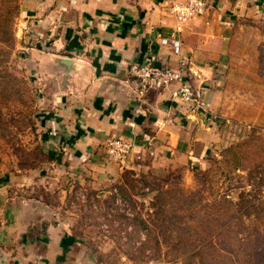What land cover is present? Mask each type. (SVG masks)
Segmentation results:
<instances>
[{
  "label": "crops",
  "instance_id": "crops-1",
  "mask_svg": "<svg viewBox=\"0 0 264 264\" xmlns=\"http://www.w3.org/2000/svg\"><path fill=\"white\" fill-rule=\"evenodd\" d=\"M173 1L22 0L20 31L27 39L19 45L29 67L42 75L39 125L53 167L79 166L91 188L106 186L123 169L106 155L105 141L115 135L147 145L132 162L134 171L201 166L205 131H218L216 125L230 121L233 105L224 97L232 81H250L251 92L264 95V79L257 89L254 71L237 75L232 68L244 42L255 49L262 40L257 23L264 0H210L207 11L182 31L191 71L207 85L209 113H188L170 90L132 96L126 81L132 63L152 57L161 66L178 65L172 48L159 42L175 26L169 12ZM244 31L250 38L243 42L238 38ZM257 61L256 54L252 64ZM19 178L21 186L29 181L27 173ZM5 187L0 186V264H105L73 218L53 210L60 202L38 194L39 199L9 197Z\"/></svg>",
  "mask_w": 264,
  "mask_h": 264
},
{
  "label": "rangeland",
  "instance_id": "rangeland-1",
  "mask_svg": "<svg viewBox=\"0 0 264 264\" xmlns=\"http://www.w3.org/2000/svg\"><path fill=\"white\" fill-rule=\"evenodd\" d=\"M21 10L22 0H0V186H6L8 196L39 199L38 194L60 202L53 210L73 218L105 264H264L263 91L251 92L243 78L232 81L224 97L233 105L230 121L216 125L218 131H205L201 166L134 171L130 164L119 179L91 188L83 169L53 167L44 149L42 75L29 67L20 48L27 39L20 31ZM258 19L261 42L253 49L244 42L250 34L242 32L243 54L232 67L237 75L254 71L257 89L259 78L264 79V15ZM21 172L27 173L28 186L20 185ZM121 184L127 193L118 190L132 216L106 210L113 187ZM159 189L167 192L170 213L173 208L183 217L184 229L155 224Z\"/></svg>",
  "mask_w": 264,
  "mask_h": 264
},
{
  "label": "built area",
  "instance_id": "built-area-1",
  "mask_svg": "<svg viewBox=\"0 0 264 264\" xmlns=\"http://www.w3.org/2000/svg\"><path fill=\"white\" fill-rule=\"evenodd\" d=\"M209 5L210 0H177L171 3L169 12L176 23L167 35L159 37V42L172 48L173 53L179 58L178 65L161 66L156 64L152 57L145 59L144 62L132 63L126 81L134 97H143L152 90H170L172 98L179 100L188 113L194 116H205L209 113V101L205 94L206 82L195 79L191 71L192 62L184 54L182 40L184 25L191 18L203 15ZM104 145L108 159L122 168H129L132 162L140 159L139 150L147 146L125 135L108 137ZM111 195L112 201L106 208L107 212L132 216L131 205L121 195L118 187H113Z\"/></svg>",
  "mask_w": 264,
  "mask_h": 264
},
{
  "label": "trees",
  "instance_id": "trees-1",
  "mask_svg": "<svg viewBox=\"0 0 264 264\" xmlns=\"http://www.w3.org/2000/svg\"><path fill=\"white\" fill-rule=\"evenodd\" d=\"M245 146L249 149H252L249 142H247L245 144ZM118 188L123 193H127V190L124 188V186L122 184L119 185ZM166 194H167L166 191L159 189V194L157 196V199H159L162 203H161V205H159V212H157L155 214L156 215V218L154 220L155 224L158 226V224H159L158 221H160L163 224V226H165L166 228H169V230H174L175 228L184 229V227H182V224L184 223L183 217L180 216L179 213H177L176 209H173V208H171V210H173V212L170 213V211L165 206L166 205L165 201L167 199V197L165 196ZM168 211H169V213H167ZM166 214H168V215H166ZM141 221L144 223V225H146L143 220H141Z\"/></svg>",
  "mask_w": 264,
  "mask_h": 264
},
{
  "label": "water",
  "instance_id": "water-1",
  "mask_svg": "<svg viewBox=\"0 0 264 264\" xmlns=\"http://www.w3.org/2000/svg\"><path fill=\"white\" fill-rule=\"evenodd\" d=\"M63 60V63H65V64H69L70 63V60L69 59H62ZM131 92V94H132V91H130ZM133 96V95H132Z\"/></svg>",
  "mask_w": 264,
  "mask_h": 264
}]
</instances>
